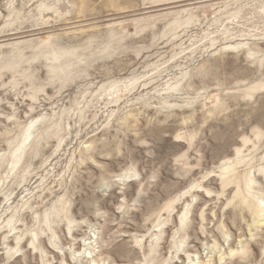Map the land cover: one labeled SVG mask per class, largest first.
<instances>
[{"label": "rangeland", "instance_id": "1", "mask_svg": "<svg viewBox=\"0 0 264 264\" xmlns=\"http://www.w3.org/2000/svg\"><path fill=\"white\" fill-rule=\"evenodd\" d=\"M0 264H264V0H0Z\"/></svg>", "mask_w": 264, "mask_h": 264}, {"label": "bare ground", "instance_id": "2", "mask_svg": "<svg viewBox=\"0 0 264 264\" xmlns=\"http://www.w3.org/2000/svg\"><path fill=\"white\" fill-rule=\"evenodd\" d=\"M120 178H121V177H120ZM119 183H120V182H119ZM245 200H246V198H245ZM248 203H250V202H247V204H248ZM252 206H253V205H252ZM250 207H251V206H250ZM253 207H254V206H253ZM253 207H251V208H253ZM251 208H250V209H251ZM252 210H254V208H253ZM256 211H257V209H256ZM256 211H254V212H256Z\"/></svg>", "mask_w": 264, "mask_h": 264}]
</instances>
